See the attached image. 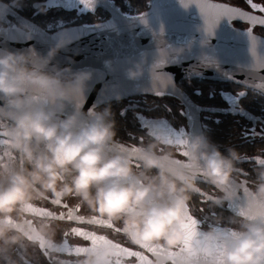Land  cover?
<instances>
[{"label": "clouds", "instance_id": "clouds-1", "mask_svg": "<svg viewBox=\"0 0 264 264\" xmlns=\"http://www.w3.org/2000/svg\"><path fill=\"white\" fill-rule=\"evenodd\" d=\"M70 40L61 34L46 55L35 48L0 52V264H34L42 243L52 264H127L123 245L97 231L104 242L66 255L60 226L39 211L52 200L75 201L131 245L177 252L167 257L172 264H264V215L217 216L197 229L195 251L185 246L201 180L221 191L216 206L241 193L264 204V154L241 185L244 154L222 152L205 133L182 137L181 144L157 127L137 143H120L110 107L83 110L93 73L53 64ZM143 70L137 63L128 75L135 79Z\"/></svg>", "mask_w": 264, "mask_h": 264}, {"label": "water", "instance_id": "water-1", "mask_svg": "<svg viewBox=\"0 0 264 264\" xmlns=\"http://www.w3.org/2000/svg\"><path fill=\"white\" fill-rule=\"evenodd\" d=\"M184 3L187 8L180 0L162 7L155 5L141 12L143 19L141 14L126 15L123 9L109 10L108 18L90 25L78 23L48 30L0 2V20L6 23L0 24V52L35 48L46 55L66 33L70 43L59 50L53 64L93 73L83 104L85 112L143 94L173 96L190 108L192 99L178 85L185 79L224 80L264 94V88L257 86L264 82V66L260 63L264 62V36L251 31L258 41L253 55L248 29L225 23L222 20L228 17H223L210 34L199 7L190 0ZM210 3L233 8L212 0ZM233 19L249 21L240 16ZM137 63L143 64V74L130 78L128 71ZM234 200L243 203L244 194Z\"/></svg>", "mask_w": 264, "mask_h": 264}, {"label": "flooded vegetation", "instance_id": "flooded-vegetation-1", "mask_svg": "<svg viewBox=\"0 0 264 264\" xmlns=\"http://www.w3.org/2000/svg\"><path fill=\"white\" fill-rule=\"evenodd\" d=\"M227 6L241 9L257 17L264 16V11L254 9L248 0H212ZM9 5L19 14L32 22L43 26V21L55 15L62 14L74 17L78 24L80 19L93 18L94 22L108 18L109 10L123 9L131 6L133 9L147 11L157 5L162 7L171 4L175 0H90L89 7L84 0H0ZM253 3L264 6V0H252ZM80 13V14H79ZM8 19L22 26L15 17ZM237 28L251 29V31L264 36V27L250 21L241 19L222 20ZM87 22V21H85ZM0 24H6L0 20ZM71 25V24H70ZM69 26V25H66ZM44 27V26H43ZM178 85L190 96L193 107L186 108L185 104L173 96L161 94L136 95L121 100L105 103L98 109L110 107L115 113L117 121L118 140L122 144L137 143L150 134V130L161 127L170 134H180L182 137H190L196 133H205L212 143L217 145L222 152L227 153L228 148H235L246 157L239 163L240 172L237 173V182H246L249 174L256 166L255 157L264 149V94L243 85L210 79H185ZM202 193L208 196L218 197L221 191L215 186L201 180ZM63 203L75 206V201L64 200ZM240 202L236 200L226 201L223 205L216 206L214 200L207 196L196 194L190 203L191 214L201 221L199 228H206L214 223L217 216L227 218L238 212ZM57 213L66 211L65 208L47 201L39 205ZM78 214L90 216L88 209L80 207ZM214 214V215H213ZM225 222H227L225 220ZM61 228V238L67 239L73 251L66 255H75L76 246H87L90 241L71 232L73 227H81L85 231H97L98 234H107L124 247H130L135 251H142L150 259H154L152 253L140 246L131 245L118 232L111 228H102L87 223L70 220H54ZM67 233V236H65ZM127 264H139L135 257H125ZM34 264H52L45 250L37 248ZM168 264L172 261L168 260Z\"/></svg>", "mask_w": 264, "mask_h": 264}, {"label": "snow or ice", "instance_id": "snow-or-ice-1", "mask_svg": "<svg viewBox=\"0 0 264 264\" xmlns=\"http://www.w3.org/2000/svg\"><path fill=\"white\" fill-rule=\"evenodd\" d=\"M190 2L193 4L195 3L202 13L204 20H205V27L206 31L208 33H212L213 29L216 27L218 22L223 17H228L229 20H232L234 16H240L243 19L249 20L252 23H259L264 25V16L257 17L255 15H251L247 12L242 11L238 8H229L223 5L218 4H212L210 3V0H190ZM84 3L88 5L89 7L92 6V3L90 0H84ZM248 3L251 5L254 9H259L261 11H264V6L260 4L253 3L252 0H248ZM144 14H141V18L143 19ZM147 22L146 20L144 21ZM249 35L252 41V52L253 55H256V45L258 43L257 38L252 35L251 29H248ZM258 62L260 61V58L258 57ZM261 66H264V62H260ZM175 139L177 143H184L182 136L180 134H175ZM246 183V182H245ZM201 195L207 196V199L209 200H215L216 197L208 196L207 193H202ZM245 200L243 203L240 204L238 211L242 214L249 215V216H256V215H264V204H259L258 202L254 201L250 195L245 194L244 195ZM52 204L61 206L66 209V211H61L59 213L55 211H50L48 209H41L39 211H45L48 213V215L53 219H59V220H70L74 222H81V223H87L90 225H96L102 228H111L114 231L119 233V229L112 225L110 222H97L95 221V217H86L85 215L78 214L79 207L78 206H69L62 201H56L52 200ZM214 215V214H213ZM201 221L195 218L192 214L189 217V221L186 224V232H187V239L185 241V246L188 249H191L195 251L196 249L193 248L194 242L193 237L197 234V229L199 228ZM71 232L74 234H77L79 236L84 237L87 241H91L93 245L98 244L100 242H104V237L98 236L94 231H85L81 227H73L71 229ZM65 236H67V233H65ZM65 249L68 252H72L73 248L68 244L67 239L64 240ZM117 247H121V244L118 243ZM142 249H146L148 252L152 253L154 256V259H150L147 255L144 254L142 251H135L130 247H122V252L127 254V257H135L137 258L139 264H168L167 257L172 256L175 257L178 253L169 249H166L160 245H152V244H143L140 245ZM41 249H44L43 243L41 244ZM86 249L84 247L76 246L74 248V251L77 255L85 251ZM217 250H219L217 248ZM204 251H209V249H204ZM117 264H120L119 261H117Z\"/></svg>", "mask_w": 264, "mask_h": 264}, {"label": "rangeland", "instance_id": "rangeland-1", "mask_svg": "<svg viewBox=\"0 0 264 264\" xmlns=\"http://www.w3.org/2000/svg\"><path fill=\"white\" fill-rule=\"evenodd\" d=\"M125 10L131 12V13H138V12H141V10H138V9H133L131 8V6H124ZM65 22V21H76V19L74 17H71V16H67V15H62V14H59V15H55L54 17H51L47 20H44L43 21V26L47 29H53V28H56V26H58V24L60 22ZM80 22L82 21H93V18H88V19H80L79 20Z\"/></svg>", "mask_w": 264, "mask_h": 264}, {"label": "built area", "instance_id": "built-area-1", "mask_svg": "<svg viewBox=\"0 0 264 264\" xmlns=\"http://www.w3.org/2000/svg\"><path fill=\"white\" fill-rule=\"evenodd\" d=\"M123 12L126 14V15H129V16H132V15H138V14H141V12H138V13H131V12H129V11H127V10H125V9H123ZM73 23H75V21H61L59 24H58V26H56V28H53V29H51V30H56V29H58V28H60V27H64V26H66V25H72ZM78 23H82V24H85V25H90V24H93L94 23V21H87V22H85V21H82V22H78ZM47 29V28H46ZM48 30H50V29H48Z\"/></svg>", "mask_w": 264, "mask_h": 264}, {"label": "trees", "instance_id": "trees-1", "mask_svg": "<svg viewBox=\"0 0 264 264\" xmlns=\"http://www.w3.org/2000/svg\"><path fill=\"white\" fill-rule=\"evenodd\" d=\"M59 15V14H58ZM84 19H88V18H85V17H83ZM94 21V20H93Z\"/></svg>", "mask_w": 264, "mask_h": 264}]
</instances>
